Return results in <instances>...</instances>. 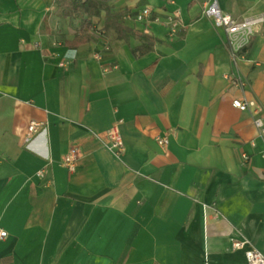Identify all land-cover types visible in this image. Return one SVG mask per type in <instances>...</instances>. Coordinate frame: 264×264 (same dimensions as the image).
Segmentation results:
<instances>
[{
    "label": "crops",
    "instance_id": "crops-1",
    "mask_svg": "<svg viewBox=\"0 0 264 264\" xmlns=\"http://www.w3.org/2000/svg\"><path fill=\"white\" fill-rule=\"evenodd\" d=\"M207 1L111 0L127 38L102 12L70 47L81 19L56 0H0V264H249L239 239L264 252V22L234 61ZM219 4L264 15V0ZM143 6L179 10L180 31L125 18ZM32 120L45 126L27 141Z\"/></svg>",
    "mask_w": 264,
    "mask_h": 264
},
{
    "label": "built area",
    "instance_id": "built-area-1",
    "mask_svg": "<svg viewBox=\"0 0 264 264\" xmlns=\"http://www.w3.org/2000/svg\"><path fill=\"white\" fill-rule=\"evenodd\" d=\"M203 14L207 16L214 24L215 27L223 28L227 36V45L232 53L234 61L239 59L244 48L248 45L251 36L255 33L257 27L264 22V15H252L244 18H235L232 15L223 11L220 7L219 0H208L207 5L203 11ZM181 12L175 10L169 13L166 17H161L160 15L154 14V9L150 6H143L134 13H128L125 18H132L141 29H146L145 26L151 22L163 23L169 30V32L174 35L177 34L182 27ZM100 58L99 55H97ZM233 84L245 87L248 85L247 79L240 75H235L232 77ZM1 96V95H0ZM233 105L242 110H249L254 108L258 111V105L254 100L244 101L235 99ZM255 125L259 130L264 133V121L261 116L256 117ZM45 126V123L38 120L30 121L27 129L26 140H31L36 134H38ZM111 141L109 143L110 150L114 151L116 154L120 155L125 150V144L123 137L121 135L119 126H114L111 131ZM158 144L166 146L169 144V139L167 136L157 137ZM81 153L79 149L72 148L70 151L63 156L62 165L66 167L70 172H74L77 168ZM244 159L248 160L249 157L244 155ZM39 175H43V171L39 172ZM8 232L0 227V239L8 238ZM248 241L244 239H239L233 243L235 249H244L245 256L249 264H264V252L248 248Z\"/></svg>",
    "mask_w": 264,
    "mask_h": 264
},
{
    "label": "trees",
    "instance_id": "trees-1",
    "mask_svg": "<svg viewBox=\"0 0 264 264\" xmlns=\"http://www.w3.org/2000/svg\"><path fill=\"white\" fill-rule=\"evenodd\" d=\"M111 0H56L61 16L75 17L80 20V29L72 41H67V46L77 47L92 39L91 31L94 29V19L101 17L105 12V24L103 30L110 32L115 30L121 37L127 38L128 29L121 26L115 19L111 5Z\"/></svg>",
    "mask_w": 264,
    "mask_h": 264
}]
</instances>
